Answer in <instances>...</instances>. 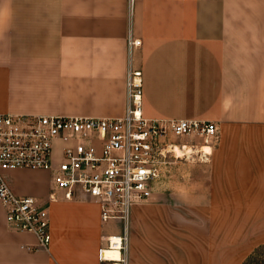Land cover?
I'll use <instances>...</instances> for the list:
<instances>
[{"label":"crops","instance_id":"0c3cea01","mask_svg":"<svg viewBox=\"0 0 264 264\" xmlns=\"http://www.w3.org/2000/svg\"><path fill=\"white\" fill-rule=\"evenodd\" d=\"M130 64L144 116L252 128V146L222 136L182 180H158L130 208L126 264H246L264 248V0H0V112L123 115ZM6 173L20 194L49 191L47 170ZM120 228L94 201L60 199L35 247L0 204V264H107L98 246Z\"/></svg>","mask_w":264,"mask_h":264},{"label":"built area","instance_id":"2783aa9c","mask_svg":"<svg viewBox=\"0 0 264 264\" xmlns=\"http://www.w3.org/2000/svg\"><path fill=\"white\" fill-rule=\"evenodd\" d=\"M132 50L141 44L128 37ZM214 121L146 117L142 113V73L130 64L123 115L87 116L0 112V204L9 227L35 234V247L48 248L50 203L60 199L98 204L102 224L121 223L102 235L97 258L126 264V222L132 205L146 201L162 179L166 134L195 133L211 140ZM16 168L49 172L46 196L20 194L7 171Z\"/></svg>","mask_w":264,"mask_h":264},{"label":"rangeland","instance_id":"374dc122","mask_svg":"<svg viewBox=\"0 0 264 264\" xmlns=\"http://www.w3.org/2000/svg\"><path fill=\"white\" fill-rule=\"evenodd\" d=\"M248 132H252V128H244L242 126H233L231 128L226 127L223 129L218 128L216 135L209 141H205L202 136L195 133H185L181 135H174L172 133L166 134L164 137H162L163 145L166 147L165 162L162 166V180H182L184 177H186L184 176V173L186 172L184 170H189L192 168V161H199L206 158L202 155V152L204 151L197 150L205 143H209L211 148L216 147L219 145L220 138L222 136L230 138L227 141L226 146H252L248 144L249 142H252L248 140ZM183 143H187L195 151L186 153L182 156H177L171 149L172 146L170 145L179 144L182 146ZM246 264H264V248H261L257 253H254L252 256H250Z\"/></svg>","mask_w":264,"mask_h":264},{"label":"bare ground","instance_id":"6f19581e","mask_svg":"<svg viewBox=\"0 0 264 264\" xmlns=\"http://www.w3.org/2000/svg\"><path fill=\"white\" fill-rule=\"evenodd\" d=\"M172 146L171 149L175 152L177 156H182L186 153H191L192 151H195L191 147L185 146V145H170ZM211 145L209 143L203 144L197 151L202 150L204 152H210ZM189 156V155H188ZM177 158V157H176Z\"/></svg>","mask_w":264,"mask_h":264},{"label":"trees","instance_id":"16d2710c","mask_svg":"<svg viewBox=\"0 0 264 264\" xmlns=\"http://www.w3.org/2000/svg\"><path fill=\"white\" fill-rule=\"evenodd\" d=\"M261 248H263V246H259V247H257L256 248V250H255V253H257ZM248 261V259L246 260V262Z\"/></svg>","mask_w":264,"mask_h":264}]
</instances>
